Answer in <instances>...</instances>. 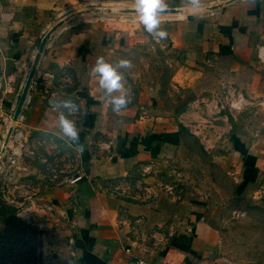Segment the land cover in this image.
Wrapping results in <instances>:
<instances>
[{
  "label": "crops",
  "instance_id": "crops-1",
  "mask_svg": "<svg viewBox=\"0 0 264 264\" xmlns=\"http://www.w3.org/2000/svg\"><path fill=\"white\" fill-rule=\"evenodd\" d=\"M225 1L202 0L197 9L184 0H166L174 11L160 17V28L167 32L185 76L201 75L202 67L215 59L235 70L239 81L250 77L264 86V76L252 72L264 70V60L256 59L258 49L264 48V0ZM97 19L102 22L99 31L88 23ZM59 20L61 25L46 41L16 124L24 137L53 135L74 149L77 167L65 183L44 185L33 197L41 218L31 210L21 212L24 218L35 216L40 221L41 232L31 244L32 264H129L134 256L148 264H219V233L210 224L195 220L164 245L137 242L118 211L146 214L147 207L99 191V178L123 175L139 160L167 159L178 137L176 130L158 122L160 114L154 116L148 109L150 93L140 91L138 106L114 112L93 71L108 46L135 30L139 20L135 0H0V108L5 111L14 104L39 39ZM63 68L76 77L71 94L80 117L75 124L78 141L63 133L61 108L49 104L59 103L52 97L57 92L54 75ZM99 137L107 138L110 148L94 158L91 144Z\"/></svg>",
  "mask_w": 264,
  "mask_h": 264
},
{
  "label": "rangeland",
  "instance_id": "rangeland-1",
  "mask_svg": "<svg viewBox=\"0 0 264 264\" xmlns=\"http://www.w3.org/2000/svg\"><path fill=\"white\" fill-rule=\"evenodd\" d=\"M88 23L95 31L102 25L100 19ZM134 25L122 42L115 41L102 52L114 67L121 60L131 62L130 68L117 67L123 88L112 93L102 90L108 101L127 94L131 102L126 108L138 106L140 91L150 93L148 109L154 116L160 114L158 122L177 131L176 147L167 159L139 160L123 175L99 178V191L147 207L146 214L136 215L118 209L134 241L164 245L174 232L203 220L219 233V264H264V86L250 77L239 81L235 70L215 59L202 67L201 75L187 77L168 37L154 39L139 20ZM252 72L264 76V70ZM54 76L57 92L52 97L61 104L60 113L76 124L80 117L76 96L71 94L76 77L68 68ZM239 96L241 100L233 105ZM63 101L75 107L70 111ZM12 108H0V131L13 125L5 150L15 159L3 163L11 175L4 180L0 176V200L34 231L35 239L41 232L40 221L35 216L24 218L21 212L35 214L38 202L33 197L44 185H62L71 178L77 156L53 135L24 137L17 120L11 121ZM2 139L3 134L0 146ZM95 140L91 155H106L107 138ZM14 253L15 247L0 264H10Z\"/></svg>",
  "mask_w": 264,
  "mask_h": 264
},
{
  "label": "clouds",
  "instance_id": "clouds-1",
  "mask_svg": "<svg viewBox=\"0 0 264 264\" xmlns=\"http://www.w3.org/2000/svg\"><path fill=\"white\" fill-rule=\"evenodd\" d=\"M186 6L192 8L202 7V0H184ZM169 5L166 0H135V12L138 15L140 23L144 26L147 33L153 36L154 39L161 40L167 37V32L160 30V17L167 13ZM260 59L264 60V48L259 50ZM131 62L128 60H121L117 67L130 68ZM117 67L105 61L103 57L96 59L93 71L99 74V85L102 89H106L107 93L121 90L123 85L121 84V75L117 72ZM131 102L127 94L112 97L109 101L112 110L117 114L127 107ZM49 104L55 108L61 107L60 103L54 100H50ZM62 106L70 111L75 107L71 101H63ZM60 127L63 133L70 137L73 141H78V131L75 124L67 119L63 113H60L59 117ZM80 150H83V146L80 145Z\"/></svg>",
  "mask_w": 264,
  "mask_h": 264
},
{
  "label": "trees",
  "instance_id": "trees-1",
  "mask_svg": "<svg viewBox=\"0 0 264 264\" xmlns=\"http://www.w3.org/2000/svg\"><path fill=\"white\" fill-rule=\"evenodd\" d=\"M33 238L34 231L26 228L20 218L13 216L0 200V261L15 247V253L11 255L13 260L9 263L15 264V259H22L26 264H32Z\"/></svg>",
  "mask_w": 264,
  "mask_h": 264
},
{
  "label": "water",
  "instance_id": "water-1",
  "mask_svg": "<svg viewBox=\"0 0 264 264\" xmlns=\"http://www.w3.org/2000/svg\"><path fill=\"white\" fill-rule=\"evenodd\" d=\"M232 0H226L225 2H229ZM216 6H211L209 7L210 9L215 8ZM174 9H168L167 12H173ZM62 21L59 20L57 22H55L49 29H47V31H45V33L42 35V37L39 39L35 52L33 54L31 63H30V67L28 69V71L26 72L25 77L23 78L22 84H21V88L20 91L17 95V98L13 104V108H12V112H11V121H16L18 119V116L20 115V111L22 109V106L24 104V102L27 99V91L29 88V85L31 83V80L33 78V75L35 73V69L36 66L38 64V61L41 57L42 51L44 49V46L46 44V41L49 37L50 34H52L60 25H61ZM13 129V125L11 123H9L6 127L5 133L3 135V139L1 142V146H0V152H3L5 149V146L7 145L11 132Z\"/></svg>",
  "mask_w": 264,
  "mask_h": 264
},
{
  "label": "built area",
  "instance_id": "built-area-1",
  "mask_svg": "<svg viewBox=\"0 0 264 264\" xmlns=\"http://www.w3.org/2000/svg\"><path fill=\"white\" fill-rule=\"evenodd\" d=\"M259 50L260 48L258 49V55H259ZM24 78V77H23ZM23 81V79H22ZM16 100V99H15ZM241 100V97L239 96L238 97V100L236 101V103H234L233 105L235 104H238V102ZM26 102H27V99L26 101L24 102L22 108L25 107L26 105ZM11 112H12V109H11ZM20 116V115H19ZM18 116V117H19ZM11 137V136H10ZM10 139V138H9ZM3 158V159H2ZM14 156L12 157L10 154H7V150L4 149L3 152H0V176L4 179H6L7 177H10L11 173L9 171V169H5L3 167V163H5L6 165L8 163H13L15 161V159H13ZM30 208V207H29ZM126 252H128V249H125ZM129 264H148V261H146V259H144L143 257L141 256H134L132 257V259H130L129 261Z\"/></svg>",
  "mask_w": 264,
  "mask_h": 264
}]
</instances>
